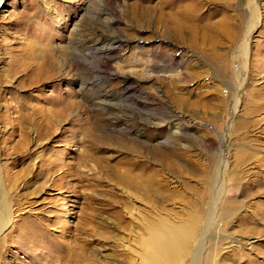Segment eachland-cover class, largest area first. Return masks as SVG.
Returning <instances> with one entry per match:
<instances>
[{
  "label": "rangeland",
  "instance_id": "rangeland-1",
  "mask_svg": "<svg viewBox=\"0 0 264 264\" xmlns=\"http://www.w3.org/2000/svg\"><path fill=\"white\" fill-rule=\"evenodd\" d=\"M0 175V264H144L218 181L205 245L264 264V0H0Z\"/></svg>",
  "mask_w": 264,
  "mask_h": 264
},
{
  "label": "bare ground",
  "instance_id": "bare-ground-1",
  "mask_svg": "<svg viewBox=\"0 0 264 264\" xmlns=\"http://www.w3.org/2000/svg\"><path fill=\"white\" fill-rule=\"evenodd\" d=\"M187 13L180 20H186ZM115 41V39H114ZM107 99L97 102L99 105L105 106ZM121 105V104H120ZM61 115H65L63 110ZM170 166H177L175 162H171ZM168 165V164H167ZM179 168V167H178ZM180 171V170H179ZM1 176V175H0ZM2 177H0V232L13 219L12 205L7 199L2 187ZM124 183L130 187L138 185L130 178H124ZM223 184L219 185V181L215 186L214 198L208 208H204L200 215L191 218L189 222L175 224L171 221L162 220L160 222H151L148 225V237L143 241L144 246V264H217V258L222 249L233 247L234 242H240L233 237L222 236L221 241L216 240L212 246L207 247L206 241L211 238V226L216 223L215 214L220 212L228 213L231 210L230 201L225 200L223 205H218L217 198L223 191ZM221 190V191H220ZM66 206V205H64ZM67 214L69 210L65 208ZM223 221V219L221 220ZM219 223V222H217ZM220 243V244H219ZM206 244V245H205ZM63 253L58 255V259L66 261L69 264H83L82 260H90L93 255L86 253L84 249L81 251L76 246H70L63 249ZM88 262V261H87ZM89 264V263H87Z\"/></svg>",
  "mask_w": 264,
  "mask_h": 264
}]
</instances>
